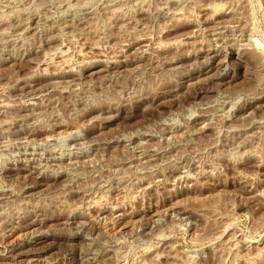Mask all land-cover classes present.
<instances>
[{
  "label": "rangeland",
  "instance_id": "rangeland-1",
  "mask_svg": "<svg viewBox=\"0 0 264 264\" xmlns=\"http://www.w3.org/2000/svg\"><path fill=\"white\" fill-rule=\"evenodd\" d=\"M0 264H264V0H0Z\"/></svg>",
  "mask_w": 264,
  "mask_h": 264
},
{
  "label": "bare ground",
  "instance_id": "bare-ground-1",
  "mask_svg": "<svg viewBox=\"0 0 264 264\" xmlns=\"http://www.w3.org/2000/svg\"><path fill=\"white\" fill-rule=\"evenodd\" d=\"M208 50H209V49H208ZM150 91H152V90H150ZM150 91H146V92L144 91V93H145L146 95H148V94L152 93V92H150ZM261 96H262V95H261ZM147 98H148V97H147ZM145 99H146V97H141V98H140L141 101H144ZM33 169H34V168H33ZM9 170H11V169H9ZM8 172H9V171H8ZM35 173H36V172H35ZM45 177H46V176H45ZM43 178H44V176H43ZM31 184H32V183H31ZM28 186H29V185H28ZM28 186H27V187H28ZM28 188H29V187H28ZM30 188H31V187H30Z\"/></svg>",
  "mask_w": 264,
  "mask_h": 264
}]
</instances>
